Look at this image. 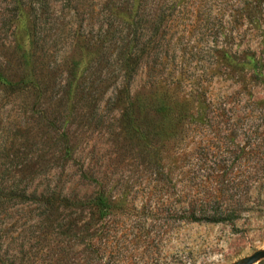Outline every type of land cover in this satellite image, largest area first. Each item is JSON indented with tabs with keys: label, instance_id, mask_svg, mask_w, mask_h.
<instances>
[{
	"label": "rangeland",
	"instance_id": "obj_1",
	"mask_svg": "<svg viewBox=\"0 0 264 264\" xmlns=\"http://www.w3.org/2000/svg\"><path fill=\"white\" fill-rule=\"evenodd\" d=\"M230 2L0 0L5 264H232L264 249V85L247 68L264 65V0L252 22ZM99 190L111 208L92 206ZM32 193L70 201L44 219Z\"/></svg>",
	"mask_w": 264,
	"mask_h": 264
},
{
	"label": "trees",
	"instance_id": "obj_2",
	"mask_svg": "<svg viewBox=\"0 0 264 264\" xmlns=\"http://www.w3.org/2000/svg\"><path fill=\"white\" fill-rule=\"evenodd\" d=\"M232 2L230 7L231 11L237 14L238 17L242 18V22L248 21L252 22L254 19L258 18L263 13V0H230ZM26 54V57H28V53L24 52ZM25 54L20 53L21 56H25ZM253 62L251 64H248L247 68L251 69L252 71L258 70V75L260 76L261 82L264 85V65L260 63V65H257V62H255V57L253 56ZM25 76H30L29 73H24ZM0 82L3 84H11L12 81L8 79L3 72L0 71ZM141 105H139V102L137 99H132L129 101V116L131 122L136 126H141ZM30 196V195H29ZM27 197V196H26ZM32 199H35L39 205V207L42 209V214L44 215V219H56L60 214V212H63V208H65V205H63V202L70 201L69 198L66 196L62 197H55L54 195H46L43 193H32ZM91 204L93 207L97 209H109L112 207L110 198L104 193V191L99 190L91 197ZM3 254H0V264H5V260L2 257ZM10 257L12 258V261L16 258V254L12 252L10 254ZM12 264V262H9Z\"/></svg>",
	"mask_w": 264,
	"mask_h": 264
},
{
	"label": "water",
	"instance_id": "obj_3",
	"mask_svg": "<svg viewBox=\"0 0 264 264\" xmlns=\"http://www.w3.org/2000/svg\"><path fill=\"white\" fill-rule=\"evenodd\" d=\"M264 258V249L255 250L252 254L247 255L232 264H254Z\"/></svg>",
	"mask_w": 264,
	"mask_h": 264
}]
</instances>
